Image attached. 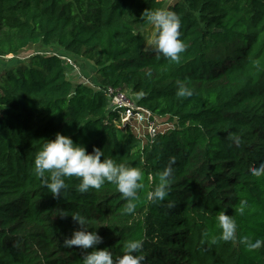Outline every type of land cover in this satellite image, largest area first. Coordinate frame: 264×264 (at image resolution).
I'll use <instances>...</instances> for the list:
<instances>
[{"label": "trees", "instance_id": "16d2710c", "mask_svg": "<svg viewBox=\"0 0 264 264\" xmlns=\"http://www.w3.org/2000/svg\"><path fill=\"white\" fill-rule=\"evenodd\" d=\"M156 9L181 18L179 63L147 49L151 24L142 14ZM36 46L58 51L19 59L0 75V264H83L79 247H63L80 227L73 212L92 221L90 231L103 238L97 247L114 260L128 240H140L143 264H264V246L219 240L216 221L225 211L238 241L264 239V176L250 174L264 163V0H0V60ZM61 57L92 63L94 77L82 73L90 84L70 80ZM177 81L194 94L178 98ZM109 89L136 96L170 130L141 146L130 128L118 130ZM58 132L142 170L135 214H123L113 184L81 194L79 179L65 178L63 196L51 195L34 160ZM173 156L170 195L150 202ZM244 200L240 216L234 208Z\"/></svg>", "mask_w": 264, "mask_h": 264}, {"label": "clouds", "instance_id": "9594fccd", "mask_svg": "<svg viewBox=\"0 0 264 264\" xmlns=\"http://www.w3.org/2000/svg\"><path fill=\"white\" fill-rule=\"evenodd\" d=\"M142 18L158 30L155 39L151 42L157 54L162 55L170 62L179 63L181 54L186 51V44L181 39V18L175 12L166 9L146 10ZM178 98L191 97L193 91L182 81H177ZM234 143L239 145L240 138L231 137ZM101 157H104L101 160ZM176 157L169 159L168 165L158 173L159 183L152 191L147 193L150 202H164L170 195L171 184L174 179V165ZM50 173V178H46ZM34 174L44 180V186L54 198L63 196L66 188L65 178L76 177L79 183L76 191L88 193L95 189L99 191L106 183L113 184L122 198L126 201L123 214H135L137 201L140 199L139 190L143 188V172L139 167L117 163L112 158L105 157L104 151L94 147L89 153L82 144H77L71 136L56 133L54 139H46L34 160ZM254 177L264 176V163L250 169ZM167 208L175 207L174 202L169 201ZM249 208L247 200L241 201L235 207V212L240 216ZM61 216H68L61 214ZM72 219L78 222L79 228L72 231L70 237L63 240V247L67 249L73 246L79 247L83 255V264H143L145 256L141 254L143 243L140 240H128L124 247L126 251L117 259H113L112 252L108 248L99 249L97 246L103 243V238L97 231H90L92 221L80 212H73ZM218 227L221 229L219 240L225 242H239L244 244L248 251H255L264 246V239L250 240L247 236L237 238L238 225L234 216L220 211L216 217ZM213 242H216L215 240ZM88 249H92L88 252Z\"/></svg>", "mask_w": 264, "mask_h": 264}, {"label": "built area", "instance_id": "2783aa9c", "mask_svg": "<svg viewBox=\"0 0 264 264\" xmlns=\"http://www.w3.org/2000/svg\"><path fill=\"white\" fill-rule=\"evenodd\" d=\"M61 59L72 67V72H75L76 76L78 75L77 79L79 82L85 81V83L90 84L89 80L83 76L80 68L71 59L66 57H61ZM104 95L108 97L109 109L119 113L121 119L119 124L121 127L132 128L133 130L146 128L148 132L146 138L148 139L149 137L154 139L159 133H164L163 131H157V124L160 123V118L155 116L150 110L139 106L137 102L132 103L129 99L131 96L127 93L109 89L107 91L104 90Z\"/></svg>", "mask_w": 264, "mask_h": 264}, {"label": "rangeland", "instance_id": "374dc122", "mask_svg": "<svg viewBox=\"0 0 264 264\" xmlns=\"http://www.w3.org/2000/svg\"><path fill=\"white\" fill-rule=\"evenodd\" d=\"M165 1H167V4H169V3H172L174 0H165ZM157 31L158 30L153 25H151L150 27H148L147 29H145L143 31V34L145 35V38L147 41V49L151 48L153 46V44L151 42L155 39V34ZM51 49L45 50V48H41L39 46H36L30 50L23 52L18 57H16V59H9V58H12V57H9L8 59L6 58L4 60H0V75L6 70H9L11 68H15V67L19 66L20 65V63L18 62L19 59H20L19 61H22V60L24 61V59L26 57L33 56V55H36L38 53L39 54H46L48 51H52V52L58 51V48H51ZM52 52H50V53H52ZM72 58H73L72 60L74 61V63L81 69L82 73H84V75L87 76V78L90 79V77H94L95 72H96L95 71L96 67L92 63H87L86 61H82V59H79L77 57H72ZM74 75H76L75 72L71 73L69 79L72 80L74 83H76V81H74V78H73ZM88 75L90 77H88ZM80 80L84 81L83 79H80ZM127 93H129V92H127ZM129 99L131 100L132 103L137 102V98L133 94H131V98H129ZM159 122L160 123L157 124V131H163L164 133H166L167 131L170 130L168 128V126L172 125V123H170L169 121H167L165 119H160ZM167 122H168V124H167ZM116 126L118 127L119 131L124 130V128L121 127L119 123ZM130 129H131L132 133L142 141L141 146H143L146 142V136L148 135L147 129L146 128H139L138 130H133L132 128H130Z\"/></svg>", "mask_w": 264, "mask_h": 264}]
</instances>
